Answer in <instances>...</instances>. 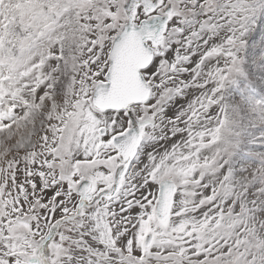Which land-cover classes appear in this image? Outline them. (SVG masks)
Returning <instances> with one entry per match:
<instances>
[{
  "label": "snow or ice",
  "instance_id": "6c2138e0",
  "mask_svg": "<svg viewBox=\"0 0 264 264\" xmlns=\"http://www.w3.org/2000/svg\"><path fill=\"white\" fill-rule=\"evenodd\" d=\"M0 264H264V0H0Z\"/></svg>",
  "mask_w": 264,
  "mask_h": 264
}]
</instances>
